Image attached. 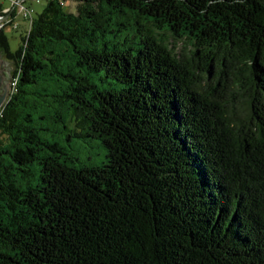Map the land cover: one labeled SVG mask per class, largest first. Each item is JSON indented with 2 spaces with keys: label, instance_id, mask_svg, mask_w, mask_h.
I'll return each instance as SVG.
<instances>
[{
  "label": "trees",
  "instance_id": "trees-1",
  "mask_svg": "<svg viewBox=\"0 0 264 264\" xmlns=\"http://www.w3.org/2000/svg\"><path fill=\"white\" fill-rule=\"evenodd\" d=\"M47 2L0 33V264H264V0Z\"/></svg>",
  "mask_w": 264,
  "mask_h": 264
},
{
  "label": "rangeland",
  "instance_id": "rangeland-1",
  "mask_svg": "<svg viewBox=\"0 0 264 264\" xmlns=\"http://www.w3.org/2000/svg\"><path fill=\"white\" fill-rule=\"evenodd\" d=\"M13 0H0L3 8H11ZM48 5L47 0H40V2H37V0H27L25 4V8L29 9L35 18L38 17L39 14H41L44 9H46ZM75 8L74 4L70 5V10H73ZM18 16L16 17L15 24L18 25V30H15L13 26H8L5 30L6 36L9 39V43L11 46V51L16 53L18 50L21 49L22 46V40L21 37L26 35L27 29L29 27L28 20L25 19L24 15L19 14V11L17 12ZM29 30V29H28ZM180 50L177 51L179 53ZM1 61L5 63H9V66L11 68L10 76L11 80L14 78V66L12 65V62H10L4 55L0 53ZM12 83V82H11ZM97 83L100 85L101 88H104L105 85L100 82V80L97 81ZM12 93V85L10 86V93ZM9 98V97H8ZM7 98V100H8ZM79 120V117L77 116L76 112L73 109V123L72 128ZM71 121V117H70ZM46 127L52 128V132L50 131H44L42 132L43 138H52L53 135L55 136V140L58 142H61V145L63 148H65V153L70 156V154H74L77 156L80 160V162H76L75 164L78 167L83 166H89V167H101L103 164L107 161L106 158V150L101 147V145L98 144L97 141H91L89 139L86 140H75V142L72 144L70 141H61V137H65V134H62L59 132V130L56 131V128L54 127L53 122L47 123L45 121L41 122ZM55 131V132H54ZM54 132V133H53Z\"/></svg>",
  "mask_w": 264,
  "mask_h": 264
},
{
  "label": "built area",
  "instance_id": "built-area-1",
  "mask_svg": "<svg viewBox=\"0 0 264 264\" xmlns=\"http://www.w3.org/2000/svg\"><path fill=\"white\" fill-rule=\"evenodd\" d=\"M26 1L27 0H13L12 1L13 6L11 8L3 9V11L0 12V33L5 31L8 26H13L15 30H18V25L15 24V21H17L16 17L18 16V13H17L18 11H19V14L24 15L25 19L28 20V23H29L28 29L31 30L35 17L33 16V13L29 9L24 7L26 4ZM37 2H40V0H37ZM14 78H12L13 81L11 83L12 92L16 91V87L14 85Z\"/></svg>",
  "mask_w": 264,
  "mask_h": 264
},
{
  "label": "water",
  "instance_id": "water-1",
  "mask_svg": "<svg viewBox=\"0 0 264 264\" xmlns=\"http://www.w3.org/2000/svg\"><path fill=\"white\" fill-rule=\"evenodd\" d=\"M11 70L9 63L1 61L0 57V111L5 106L7 98L10 96V86L12 80L10 79Z\"/></svg>",
  "mask_w": 264,
  "mask_h": 264
},
{
  "label": "bare ground",
  "instance_id": "bare-ground-1",
  "mask_svg": "<svg viewBox=\"0 0 264 264\" xmlns=\"http://www.w3.org/2000/svg\"><path fill=\"white\" fill-rule=\"evenodd\" d=\"M14 85L16 86V82H15V80H14Z\"/></svg>",
  "mask_w": 264,
  "mask_h": 264
},
{
  "label": "crops",
  "instance_id": "crops-1",
  "mask_svg": "<svg viewBox=\"0 0 264 264\" xmlns=\"http://www.w3.org/2000/svg\"><path fill=\"white\" fill-rule=\"evenodd\" d=\"M3 8V7H2ZM3 9H8V8H3Z\"/></svg>",
  "mask_w": 264,
  "mask_h": 264
}]
</instances>
